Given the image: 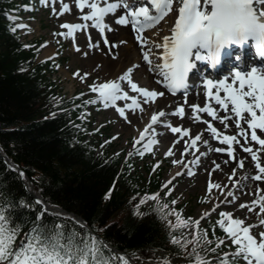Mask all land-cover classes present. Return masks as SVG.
Instances as JSON below:
<instances>
[{"label": "snow or ice", "instance_id": "snow-or-ice-1", "mask_svg": "<svg viewBox=\"0 0 264 264\" xmlns=\"http://www.w3.org/2000/svg\"><path fill=\"white\" fill-rule=\"evenodd\" d=\"M41 2L46 3L47 0H41ZM77 4L80 9H83L86 4L89 5L91 11L83 14L84 20L91 18L94 26L101 33L106 28L112 30L111 24L105 22L106 14L115 13L117 8L125 9L126 11L115 17L116 23L127 25L131 22L133 29L138 30L136 40L139 41L143 50V60L151 66L153 73H158L159 83L165 85L166 90L175 93L178 89H185V93H187L189 87L197 88L199 84L206 86L207 96L214 98L222 109L235 115V124L240 128L241 134L245 135V139H247V130L242 126V120H246L251 129V140L258 141L259 145L264 146V138L257 132V129L264 130V65L258 66L255 63L257 57H264V0H176L175 6L174 0H150L151 8L155 10V14L150 11L149 4L145 0H110L104 4L98 3L97 0H91L90 3L89 0H77ZM66 10H70L69 5L63 3L60 12ZM170 12L174 16L170 34L163 36L162 43L152 40L153 47L155 49L162 48L163 51L153 53L152 49L146 48L149 40L143 34L144 29L158 23ZM22 27L25 25L18 24L12 31ZM62 27L67 28V35L71 36L73 30L86 28L87 25L65 22ZM88 39L91 41L90 35ZM104 43L109 45V51L116 45V42L109 41L107 36L104 37ZM99 44L100 41L96 40L94 43H89V46L94 47ZM249 45L255 49V52L254 54L249 52L246 55L244 47ZM79 48L80 45H77V50ZM85 55H87L86 52ZM159 57H162V63L156 62ZM249 64H251L250 67ZM135 67L138 65L129 67L121 74L120 79L127 80L132 90L143 94L145 103L165 95L162 91L139 85L131 74ZM209 68L215 70L217 74L225 69L228 71L218 79L211 75ZM97 79L99 80V78ZM91 87L105 101V107L108 106V101L116 104L122 96L131 101L125 107L138 106L137 96H129V93L124 91L117 80L98 82ZM221 92L224 93L223 96H221ZM229 105H231L230 109ZM117 107L119 114L128 119L125 107L119 105ZM192 109L194 112L199 109L216 116V111L210 104H206L202 109L200 105L193 104ZM163 114V109L154 112L149 124L157 122L158 117ZM173 114L184 117V106H177L173 110ZM229 118L228 116L218 117L223 122L224 128L229 127ZM129 122L131 123V120ZM160 123L170 122L160 121ZM209 125H211L210 121ZM171 131L189 133L190 129L186 126H179L172 127ZM210 131L216 139L221 138L222 133L216 127H210ZM144 136L145 133L142 131L139 139H143ZM199 140H201V134L197 133L192 144L198 147L196 141ZM223 140L231 144L236 140V137L223 135ZM208 142V140H203L204 144ZM153 143L156 141L149 140L144 145L145 149L151 151L150 145ZM245 150L251 152L252 159L256 161V168L259 169L255 179L264 180V175H261L264 174V165L257 159V151L253 150L250 145ZM188 151L187 141H185L181 156L174 163L182 164L184 162L182 153ZM218 151L231 153L234 150L231 147H221ZM170 154H173L171 147L165 152V155ZM198 161L199 157L196 158V162ZM192 163L189 161L185 167L190 169ZM240 164L242 167L244 161L241 160ZM7 166L9 169H16L23 175V171L17 169L16 165L8 163ZM215 168H220V164H215ZM184 171L185 169L181 168L177 175L183 174ZM234 173L235 169L232 170L229 179ZM187 174L192 175V172L189 170ZM170 183L171 181H166L162 187H167ZM208 187L209 190L212 189L211 181ZM216 187L222 190L221 185H216ZM171 190L169 188L168 192ZM145 200H141V203H144ZM222 202L231 203L230 200ZM257 203L264 205V196H261L260 201H246L239 207L244 208L246 204L255 206ZM36 205H44V207L36 212L34 219L31 216L27 219L18 216V213L24 208L30 211L35 210ZM215 210L216 206L205 211L204 216H209ZM248 210L252 211L251 208ZM259 211L264 213V206H261ZM45 212L53 214L39 196L35 197V204H32L23 198L17 201L16 198L0 192V264H129L124 253H117L106 241L97 238L94 233L88 230L84 221L73 216L72 219L81 226L82 230L78 231L74 228L69 233L62 221L46 222ZM219 215L217 223L227 233L225 239L230 238L231 243L236 245L235 249L222 252L218 258L207 256L208 252L219 251L224 240H218L216 247H209L212 240L204 236L203 252L197 250L198 243L193 244V253L191 254L194 255L193 264H236L241 258L247 264H264V232H260L258 238L250 231L253 225L245 224L243 219L234 217L232 212L221 211ZM177 219L179 224L184 223V221H180L179 217ZM201 219L203 217H198L194 222L197 232H200L198 225ZM25 224L31 226L21 236L20 233ZM177 226L172 225L173 228ZM188 226L192 227V224ZM214 231L215 226H213ZM171 239L174 243L177 242L175 236H172ZM194 240L201 241V235H196ZM185 243H187L186 240ZM229 248H231L230 245ZM105 249L110 253L109 255L105 254ZM202 256L205 259H202Z\"/></svg>", "mask_w": 264, "mask_h": 264}, {"label": "trees", "instance_id": "trees-1", "mask_svg": "<svg viewBox=\"0 0 264 264\" xmlns=\"http://www.w3.org/2000/svg\"><path fill=\"white\" fill-rule=\"evenodd\" d=\"M17 1L0 0V146L4 152L46 201L79 214L108 243L141 263L154 259L160 250L172 256L183 255L193 263V244L198 243L197 250L203 252V237L208 235L212 240L209 247H215L223 229L214 222L200 227L197 235H201V241L194 237L178 239L180 225L171 211L170 197L160 193L157 201L147 203L146 194L156 192L160 186L159 172L147 181L145 175L132 172L131 160L112 155L108 145L98 150L89 139V128L79 117L83 106L70 108L76 99L68 100L55 93L48 76L53 67H48L49 62H36L38 41L25 48L17 30L12 31L13 23L7 14L19 11ZM0 192L35 204L16 170L9 169L1 155ZM39 209L40 205L31 211L24 208L18 216L34 219ZM44 219L62 221L69 233L74 228L82 230L67 217L45 212ZM30 226L25 224L23 230ZM105 254H110L107 249ZM207 256L221 255L217 251Z\"/></svg>", "mask_w": 264, "mask_h": 264}, {"label": "rangeland", "instance_id": "rangeland-1", "mask_svg": "<svg viewBox=\"0 0 264 264\" xmlns=\"http://www.w3.org/2000/svg\"><path fill=\"white\" fill-rule=\"evenodd\" d=\"M61 5L62 4H59V7H61ZM45 12L35 9L32 15L26 13L22 18L25 23V31L23 30V32L25 33L27 39L42 37L44 39V48L47 46L52 47L54 53L58 54L57 58L59 57L61 59L62 64L58 70L53 74H50V80L54 85L55 93L66 98L82 93V96L87 101L88 96H92L95 93L91 86L96 84V81H98L97 78L103 79V77H106L99 73V69L102 68V63L100 61L94 62L90 58L94 53H98L96 51H90L86 47L85 49L87 55H82V50H77V45H80L79 36L76 37V43H73V38L68 39L66 37H60L58 32L59 29L65 30V27L60 26V23L64 21L61 15L64 14L70 17L69 14H67L68 11L59 13L57 10L53 11L50 8L46 9ZM74 17L75 16L70 18ZM42 52L38 56L39 60L42 58ZM103 54L104 53H102L100 57H103ZM85 61L90 62L89 67L85 66ZM64 70H67L68 74L67 72H64ZM85 73L88 75H84ZM134 80L138 82L136 79ZM142 82H144L143 79L141 80V83ZM180 99L182 98H178L177 100ZM151 103H154V101H151ZM184 111L186 115L187 110L184 109ZM84 112L86 113L85 118H87L88 122L90 121V128L93 131L89 136L96 144L99 145L97 146L99 147V150H101V147H104L106 143L110 145L108 146L111 147V152L113 154L122 153L128 157L134 155L133 153H136L135 157H138L137 163L139 165H143V160H147L154 163V167H160L163 180L171 172L174 160L173 154L165 155L162 149L152 147L148 154L141 155V153H143L146 149L143 147L140 149L137 146L136 141H138L139 144L142 143L136 138V133L143 126V121L146 119L144 111L141 113V118L138 119H135V113L132 112L129 114V112H126L128 119L125 118V120L123 116L117 115L119 117L117 118L113 114V111L103 107L98 108V106H90L86 108ZM129 120H131V123ZM179 120L180 118L174 121L172 126L179 124ZM157 129H161L160 126H157ZM96 130L97 132L94 133ZM142 167H139L137 172L134 171V174L137 175L138 173H141L146 175V171H144ZM223 180L226 182L227 179H224L223 177L218 179L215 177L210 178L205 177V175L199 178L197 176L187 177L185 173L183 175L173 177L172 180H170L171 183L168 184L166 188L172 189L169 193H171V196L173 197L172 200L175 201V203H173V205H175L174 208L175 210H178V213L180 212V219L181 221H184V231L188 232V234L195 226L194 219L207 209L211 208L215 201H219L222 198V192L231 186L230 183L225 184ZM210 181L213 185H221L222 190L216 186H213L212 189L209 190L208 186ZM253 195L254 194L252 193L250 194V196ZM153 199L155 198H150L148 202ZM250 199L252 200L254 198H245L241 189L237 188L228 198V201L230 200L231 203H226L220 208L217 207V210L205 220H218L220 218L219 214L221 211H230L234 217L242 219V216L250 213L248 209L251 208L254 213L248 220L245 221V224L259 221L264 218L262 213L259 211L261 205L259 207L257 204L255 206L248 204L247 207H239L240 204L249 201ZM189 224H192V227H189ZM250 231L252 234L259 237V233L264 232V226L254 227L250 229ZM224 242L232 245L230 238L224 239ZM158 258L161 259V261L156 262V264H174L176 262V259L171 256H166V259L162 260L165 258V253L161 252L158 253Z\"/></svg>", "mask_w": 264, "mask_h": 264}, {"label": "bare ground", "instance_id": "bare-ground-1", "mask_svg": "<svg viewBox=\"0 0 264 264\" xmlns=\"http://www.w3.org/2000/svg\"><path fill=\"white\" fill-rule=\"evenodd\" d=\"M176 5V4H175ZM117 12L120 11V8H117ZM150 11L155 14V10L150 8ZM178 14V13H177ZM107 19H112L111 16L107 15ZM142 19V18H141ZM174 24V16L173 13H170L169 15L163 17L158 23L152 24L149 27L145 28L146 33L145 37L148 38L149 43L146 45V48L152 49L153 53L163 51V49H155L152 44V40H157L158 42H163V36L170 34V26ZM132 28L131 22L127 25H120L118 23L114 24V28L109 32V37H111V41L116 42V45L111 48V51H107L106 46L104 44H99L98 47H102L105 51L106 55L105 57H100V54L94 53L93 56L90 58L94 62H101L102 68L99 69V73L102 74L103 79H99L96 81L98 82H104L107 80H116L118 79V75L121 76L122 73H124L129 67L132 66V63L136 61L137 59H140L141 68L136 72V79L138 81H141L142 79L144 81H149L150 76L153 80V86L163 92L164 85L159 83V76L158 73L153 74L151 71V66L148 63H143V50L140 46L139 41L135 40L133 38L132 32L129 30V27ZM95 27V26H94ZM94 27L92 25V19L88 20L87 27L83 28L84 33H94ZM96 40L94 39V42ZM134 42V43H133ZM53 52V48L50 46H47L43 52L41 57H45L50 55ZM117 55L115 58L114 56ZM159 63H162V57L157 58V61ZM88 61H85V66L89 67ZM149 70V74H146L144 70ZM64 72H67V70H64ZM133 72V71H132ZM135 72V71H134ZM132 74V73H131ZM105 78V79H104ZM222 78V76L217 77ZM72 84V83H71ZM73 85V84H72ZM126 86V85H125ZM166 87L164 90L166 98L157 97L155 99V105H154V112H158L161 109H167L170 108L171 102L169 101L171 99V96H168L166 93ZM207 91V88L202 85V87L195 88L194 91L189 93V96L186 95L185 104L192 103L200 105V108L202 109L206 104H210V106L216 111V116H212L210 113L206 111H201L197 109L195 112L193 111L188 116L185 115L183 118H181V125L189 127L190 131L187 133V137H180L179 135L174 136H164L162 140V144L160 148H163V152H166L169 147L173 149V153L175 155L174 160H177L181 156V150L185 147V141H187V146L189 148V155L184 158V162L182 164H175V166L172 168L171 173H169L166 176V181H169L175 173L181 170V168H186L185 170H192L191 167L188 169L185 167L189 161H194L197 157L201 158L202 163L200 165V168L196 167L197 177H202L204 175V171L201 169H206L207 172L211 175H213L215 178L223 177L229 178V175L232 173V168L235 167V173L232 175V181L231 184L236 180L240 179L238 182V187L241 186V192L245 196V198L254 197L256 201H260L261 196H264V180L255 179L254 172L256 170L254 169L256 161L252 159L251 152L246 151L245 149L250 145L253 150L257 151V159L260 160L261 164L264 161V146L259 145V143H256L255 141L252 142L250 132L251 129L247 125V123H242V126L247 130V139H245V135L241 134L239 127H234L233 122L235 119L234 114H230V111H225L224 109L218 110L219 104L215 102L214 98H209L207 95L204 94V92ZM214 91V89H213ZM221 96L224 95L223 92L220 93ZM184 104V102L182 103ZM153 107L152 105H149L148 108ZM192 108V106H191ZM231 108V105H229V109ZM186 109L189 110L190 107L186 106ZM153 112V113H154ZM148 111H145V117L147 118ZM228 116L230 117L228 119V128H224L223 122L218 119L220 116ZM159 119H157L158 121ZM151 121V117H148V121L145 122V126L147 125V128L139 129L137 132V135H140V133L143 131L145 133V136L148 137L146 132L149 130L148 128L151 127L154 123L149 124ZM165 121V120H161ZM209 121L211 122V125H209ZM143 126V127H145ZM210 127H216L219 132H227L231 131L235 135L236 139L238 140V143H233L231 146H228L224 142H218L215 139V135L213 133H210ZM197 133L201 134V140L196 141V145H192V140L195 137ZM262 133V138H264V131L260 132ZM140 137V136H138ZM179 138L181 141H175L176 138ZM145 142L148 143L149 140H153L152 138H146L144 137ZM203 140H208L209 142L207 144L203 143ZM154 141V140H153ZM152 145V144H151ZM243 145V146H242ZM201 147V148H200ZM221 147H231L233 148V153L235 155L234 160H230L225 154L218 151ZM243 160L244 164L242 167L240 164V161ZM227 161V162H226ZM219 163L220 168H215V164ZM238 167H237V166ZM257 174V173H256ZM264 175V174H261ZM26 180V179H25ZM27 185L29 186L30 183L26 180ZM216 185H214L215 187ZM254 194L253 196H249L250 194ZM224 194V193H223ZM215 204V202L213 203ZM261 206V203H257ZM253 214L250 213L248 215L242 216L243 220H247L250 216Z\"/></svg>", "mask_w": 264, "mask_h": 264}, {"label": "water", "instance_id": "water-1", "mask_svg": "<svg viewBox=\"0 0 264 264\" xmlns=\"http://www.w3.org/2000/svg\"><path fill=\"white\" fill-rule=\"evenodd\" d=\"M3 156H4L6 159H8V158L6 157V155L3 154ZM8 161H9V159H8ZM12 164H14V163H12ZM14 165H16V164H14ZM16 168L19 169L17 165H16ZM19 170H20V169H19ZM64 213H67V214H68L67 211H64ZM69 215L72 216V217L75 216V217L79 218L80 220H82L78 215H76V214H74V213H69ZM82 221H83V220H82Z\"/></svg>", "mask_w": 264, "mask_h": 264}]
</instances>
